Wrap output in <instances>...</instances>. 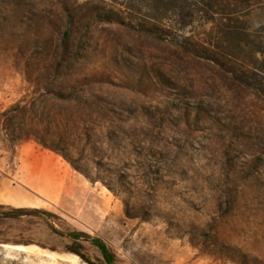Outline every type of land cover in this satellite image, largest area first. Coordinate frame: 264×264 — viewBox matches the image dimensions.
I'll list each match as a JSON object with an SVG mask.
<instances>
[{"label":"rangeland","instance_id":"1","mask_svg":"<svg viewBox=\"0 0 264 264\" xmlns=\"http://www.w3.org/2000/svg\"><path fill=\"white\" fill-rule=\"evenodd\" d=\"M0 189V264H264V0H0Z\"/></svg>","mask_w":264,"mask_h":264},{"label":"bare ground","instance_id":"2","mask_svg":"<svg viewBox=\"0 0 264 264\" xmlns=\"http://www.w3.org/2000/svg\"><path fill=\"white\" fill-rule=\"evenodd\" d=\"M49 162L52 161L51 157L47 158ZM44 181H41L39 179H33L31 182H29V186L32 190H36L40 194L46 196L50 201L53 203H56L57 205H66L71 207L74 211H76L79 214L85 215H94L96 212H98L100 209H103L104 206V200L102 198H99L98 196H93L91 198L88 194L83 193L80 195V190L77 188V186H70L67 187L64 190V196L63 200L60 199L58 200L57 198H51L49 190L53 188L52 184L45 181L46 187L43 188L41 187V183ZM9 202L14 203V204H20L23 205L24 207L28 208H50L52 209L54 204L52 202H30L28 200L25 201H20L17 198L10 197ZM15 249L19 251H30L29 247H20V246H15Z\"/></svg>","mask_w":264,"mask_h":264},{"label":"trees","instance_id":"3","mask_svg":"<svg viewBox=\"0 0 264 264\" xmlns=\"http://www.w3.org/2000/svg\"><path fill=\"white\" fill-rule=\"evenodd\" d=\"M18 107V106H17ZM16 107H12L10 108L8 111H12L14 110ZM30 139H34L36 142L40 143L42 146H44L45 148L52 150L58 154H61L71 165L72 167L79 171L80 173H82L83 175L86 176V178H88L91 182H96L97 180H102L101 178H95L93 179L91 177V175L84 171L81 167H79L78 165H76V163L70 158V156L60 147H58L57 145H54L53 143H48L46 140L42 139L41 137H37L36 135H25L22 138H20V141L23 140H30ZM104 182V181H103ZM106 186L113 192H116L115 188L116 185H113L112 183H106ZM127 206V205H126ZM125 214L128 218H141V219H145V217L141 214H139L138 212H131L129 211L127 208L125 209ZM73 238L75 239V241L77 242L81 237H85L86 235H84L83 233H74ZM93 243L102 251L103 255H104V259L106 264H114V255L112 253L109 252V250L106 248V246L104 244H102L98 239L96 238H90ZM193 246L195 248H198L201 252L203 253H207L215 258L218 259H222L223 258V254L215 248H211L209 247V245L205 244V245H199V244H193ZM72 253H75L77 255L80 256V253H78V251L76 250H71Z\"/></svg>","mask_w":264,"mask_h":264},{"label":"crops","instance_id":"4","mask_svg":"<svg viewBox=\"0 0 264 264\" xmlns=\"http://www.w3.org/2000/svg\"><path fill=\"white\" fill-rule=\"evenodd\" d=\"M14 193H15L14 196L16 195L18 197L19 202L20 201H25L27 199V197H28L26 194H24V193H22L21 191H18V190L16 192L14 191ZM1 194L2 193H1V189H0V197H1ZM14 196L12 195V197H14ZM18 205H20V204H18Z\"/></svg>","mask_w":264,"mask_h":264}]
</instances>
